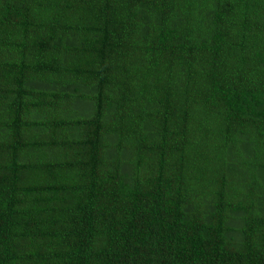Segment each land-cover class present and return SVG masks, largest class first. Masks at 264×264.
I'll return each instance as SVG.
<instances>
[{
	"label": "trees",
	"instance_id": "trees-1",
	"mask_svg": "<svg viewBox=\"0 0 264 264\" xmlns=\"http://www.w3.org/2000/svg\"><path fill=\"white\" fill-rule=\"evenodd\" d=\"M0 264H264V0H0Z\"/></svg>",
	"mask_w": 264,
	"mask_h": 264
}]
</instances>
